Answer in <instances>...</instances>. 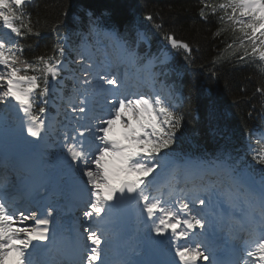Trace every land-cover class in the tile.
Listing matches in <instances>:
<instances>
[{
    "label": "snow or ice",
    "instance_id": "obj_1",
    "mask_svg": "<svg viewBox=\"0 0 264 264\" xmlns=\"http://www.w3.org/2000/svg\"><path fill=\"white\" fill-rule=\"evenodd\" d=\"M201 3V19L207 20L205 8H211L215 15L218 7L224 13L220 21L226 18L232 32L239 33L226 49L233 48L238 40L232 54L243 49L238 59L247 62L251 57L252 62H260L257 67L264 72V0H224L218 6L206 0ZM24 4L25 0H0L2 27L18 38L26 34L39 36V32L33 31L30 16L24 22L23 13L17 14ZM146 19L150 21L152 17ZM16 21H21L19 26ZM224 30L218 29L214 35L219 36ZM115 39L122 57L135 61L136 53L119 38ZM164 39L171 49H183L188 54L185 59H189L192 49L187 42L171 33ZM52 51L53 55H40L29 62L21 59L23 48L11 39L0 38V112L4 114L0 119L7 120L15 112L22 125L26 124L28 135L37 140L43 139L48 132L47 106L65 70V46L57 42ZM86 55L87 50L82 48L79 52L81 62ZM88 60L93 61V58L89 55ZM93 62L85 65L83 77L77 78L78 86L74 85L78 103L74 104L71 99L68 103L72 113L84 114L80 118H87L88 125L78 128L76 135L64 133L60 145L73 179H77L78 174L88 194L83 215L90 221L93 218L97 221L96 228L84 229L90 245L86 244L81 260H86L87 264H109L104 257L106 241L98 222L106 217L122 220L130 210L136 209L147 221L150 233L167 238V244L178 258L172 264H199L201 261L219 264L209 247L190 241L225 217L239 227L232 237L241 240L243 245V254L236 264H264V130L249 134L252 160L261 169L259 181L246 175L240 162L230 157L188 163L184 166L185 176L199 173V179L205 182L203 191L207 198L197 197L200 210H194L193 203L183 198L170 202L172 190L168 193L169 199H165L164 189L173 181L179 183L173 146L178 142L184 116L158 92L129 91L141 85L129 84L127 77L121 80L116 75H101L97 71L91 78H84L89 76ZM163 62H167V55ZM93 81L99 82V91ZM256 91L264 96V87H257ZM99 93H103L102 105L95 100ZM201 94L207 118L215 119L214 99ZM12 199L0 196V264H49L43 258L48 252L46 245L54 209L46 208L43 216L39 215V209L26 214L13 208ZM238 203L245 207L237 218L230 209Z\"/></svg>",
    "mask_w": 264,
    "mask_h": 264
},
{
    "label": "trees",
    "instance_id": "obj_2",
    "mask_svg": "<svg viewBox=\"0 0 264 264\" xmlns=\"http://www.w3.org/2000/svg\"><path fill=\"white\" fill-rule=\"evenodd\" d=\"M206 2L218 6L224 0ZM202 7L201 0H35L17 14L23 13L24 22L30 16L33 31L40 35L26 34L18 38L17 46L23 48L21 59L33 62L37 56L53 55L59 32L75 40L81 30L96 32L103 27L116 30L133 49L143 29L153 51L158 52L168 43L164 36L171 33L192 49L188 60L183 49H171L172 65L184 73L180 86L184 98L177 108L184 121L173 154L177 158L209 154L246 160L250 158L246 138L264 127V96L256 91L264 87V72L257 67L259 61L238 59L243 49L232 54L238 40L226 49L239 33L232 32L226 18L220 21L223 11L217 7L213 15L211 8H205L207 20H203ZM16 23L19 26L21 21ZM218 29L225 30L215 36ZM140 49L148 50L146 44ZM201 93L214 99L215 119L207 118Z\"/></svg>",
    "mask_w": 264,
    "mask_h": 264
},
{
    "label": "bare ground",
    "instance_id": "obj_3",
    "mask_svg": "<svg viewBox=\"0 0 264 264\" xmlns=\"http://www.w3.org/2000/svg\"><path fill=\"white\" fill-rule=\"evenodd\" d=\"M105 58H106V60H105L104 64L101 66V68H102V71L100 73L101 75L106 74L105 72L107 71V67H109L110 62H111L110 58H107V57H105ZM105 87H109V86L105 85ZM101 94L103 95V93H101ZM24 131H26V129H23L20 132H22V134H23ZM25 134H27V133H25ZM46 186L48 187V185H46ZM79 201H81L80 198H79ZM218 211H222V210H218ZM135 214H136V219L138 220L139 224H137V225L134 224V225L130 226V230L135 233L136 240H138V242H139V243H137V246L138 245L141 246L140 250L136 253L135 258L140 259V260H145V258L147 256L146 261H152L153 260L154 264H172L173 260L178 259L174 256V252H173L172 248L167 244V242H166L167 238L164 237L163 239H160L159 237H155L154 233H150V231L148 229V225L143 224L142 221L139 220L140 215L137 212V210H136ZM225 218H227V217H225ZM112 221H113V219H112ZM29 222L33 223L32 221H29ZM29 222L27 221L26 223L29 224ZM113 228H114V226L110 227V229H113ZM118 236H120V233L118 234ZM49 237H50V234H49ZM155 239L158 241L163 240L165 242L154 243ZM86 244L89 245L86 242L84 245H82L83 248H85V250H86V247H85ZM112 251H113V249H112ZM147 253H150V254H147ZM88 254H90V251L88 252ZM106 257L110 261L109 255H107ZM111 260H113V259H111ZM80 263L84 264L83 261Z\"/></svg>",
    "mask_w": 264,
    "mask_h": 264
},
{
    "label": "rangeland",
    "instance_id": "obj_4",
    "mask_svg": "<svg viewBox=\"0 0 264 264\" xmlns=\"http://www.w3.org/2000/svg\"><path fill=\"white\" fill-rule=\"evenodd\" d=\"M26 1H28V0H25V2ZM0 27H1V29L2 30H7V29H5L4 27H2V22H0ZM8 31V30H7ZM9 32V31H8ZM12 36L14 35V34H11ZM83 48L84 49H86L87 50V46L86 45H84L83 46ZM99 48V47H98ZM105 50L103 49V48H100L99 50H97V55H98V57L99 58H101V55H102V53L104 52ZM165 55H167V61L169 60V58H170V54H169V52L168 51H165L164 52V54H163V57H162V60L164 61V57H165ZM102 59H104V57H102ZM152 66V64L150 63L149 65H148V67H143V69H146V68H149V67H151ZM97 71H99L100 72V68H99V66L95 63V62H93V67H92V69H90V73H89V75L91 74V75H94V73L95 72H97ZM108 73L110 74V75H116L117 76V74H116V68H115V62H114V65L112 66V67H110L109 68V71H108ZM158 71L157 72H153V75H152V79L153 80H155L156 81V84L160 87V90H161V92H162V97L164 98V97H167V96H169V89L167 88V86H162L159 82H158V80H157V78H158ZM89 77V76H88ZM88 77H84V78H88ZM147 79H149V76H147ZM94 83H96V81H94ZM98 95H96V97H95V100H97L98 98ZM171 98H173V95H172V97ZM74 101H76V102H78V100L76 99V95H75V98L73 99ZM101 103H99V104H103V102L102 101H100ZM2 112H0V114H1ZM80 115L81 114H78L77 115V117H80ZM1 117V116H0ZM14 124H12L10 121H8V120H3V119H0V134H3V135H9V134H12L13 136H15L16 138H19V134H18V132L21 130V128H22V124L20 125V126H15L13 129H12V126H13ZM26 133V131H24L23 132V134H25ZM18 136H17V135ZM26 136V135H25ZM28 137H31V136H29L28 134H27V136L24 138V140H26ZM22 141V139H17V141L19 142V143H23V144H25V141ZM22 141V142H21ZM63 166H66L65 165V163H64V161H62V163H61ZM86 193H87V191H86ZM234 209H232V210H230V211H233Z\"/></svg>",
    "mask_w": 264,
    "mask_h": 264
}]
</instances>
